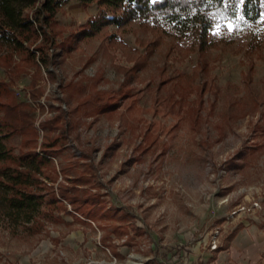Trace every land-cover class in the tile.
<instances>
[{"label": "rangeland", "instance_id": "rangeland-1", "mask_svg": "<svg viewBox=\"0 0 264 264\" xmlns=\"http://www.w3.org/2000/svg\"><path fill=\"white\" fill-rule=\"evenodd\" d=\"M261 4L254 26L215 24L204 69L186 40L141 21L102 19L85 37L101 9L78 0L24 49L0 42L13 156L72 127L36 176L40 209L13 219L0 207V264H181L186 248L210 249L216 230L211 251L230 228L264 223Z\"/></svg>", "mask_w": 264, "mask_h": 264}, {"label": "trees", "instance_id": "trees-1", "mask_svg": "<svg viewBox=\"0 0 264 264\" xmlns=\"http://www.w3.org/2000/svg\"><path fill=\"white\" fill-rule=\"evenodd\" d=\"M68 1L0 0V42L20 51L33 36L34 42L46 36L44 26H50L51 20ZM78 1L83 6L97 4L101 9L99 18L90 21L88 29L82 30L85 37L98 30L102 19L118 27L141 21L151 25L159 36L186 40L187 46L198 52V67L202 69L208 64L205 54L217 42L210 39L216 23L224 25L232 21L254 26L259 23L262 12L261 0H243L241 6L239 0ZM39 4L32 14H26L28 8ZM38 53L41 65L47 66L44 49H37L33 56ZM71 128L69 123H64L58 127V136L53 141L43 142L40 152L16 157L7 146L12 136L11 128L0 118V207L10 218L28 217L43 205L45 194L38 193L36 176H41L43 168L53 163L52 157L60 151L61 142L69 140Z\"/></svg>", "mask_w": 264, "mask_h": 264}, {"label": "crops", "instance_id": "crops-1", "mask_svg": "<svg viewBox=\"0 0 264 264\" xmlns=\"http://www.w3.org/2000/svg\"><path fill=\"white\" fill-rule=\"evenodd\" d=\"M229 231L219 250L211 251L199 243L186 248V253H180L174 261H181V264H264L263 222L235 226Z\"/></svg>", "mask_w": 264, "mask_h": 264}, {"label": "built area", "instance_id": "built-area-1", "mask_svg": "<svg viewBox=\"0 0 264 264\" xmlns=\"http://www.w3.org/2000/svg\"><path fill=\"white\" fill-rule=\"evenodd\" d=\"M255 206L258 208L260 207V205L257 202L255 203ZM218 244H219V231L216 230L210 242V250H216L218 248Z\"/></svg>", "mask_w": 264, "mask_h": 264}]
</instances>
